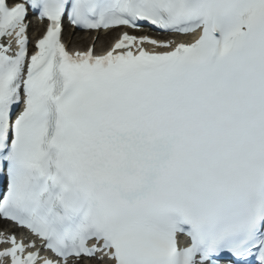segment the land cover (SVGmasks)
<instances>
[{"label": "snow or ice", "instance_id": "obj_1", "mask_svg": "<svg viewBox=\"0 0 264 264\" xmlns=\"http://www.w3.org/2000/svg\"><path fill=\"white\" fill-rule=\"evenodd\" d=\"M0 222V264H264V0H0Z\"/></svg>", "mask_w": 264, "mask_h": 264}, {"label": "bare ground", "instance_id": "obj_2", "mask_svg": "<svg viewBox=\"0 0 264 264\" xmlns=\"http://www.w3.org/2000/svg\"><path fill=\"white\" fill-rule=\"evenodd\" d=\"M113 34H115V30H113L112 32L107 33V34L105 32H102L101 34H99L98 35L99 36V40L96 42V47L95 48L96 49L100 48V46L106 40V38L111 36V35H113ZM79 36H80V40L79 41L81 42V46H85L88 43V41L90 40V37H91V35H89L87 33H82V32L79 33ZM67 37H68V35H66V38ZM77 42L78 41L75 38H71V40L68 41V43L72 47L77 46L76 45Z\"/></svg>", "mask_w": 264, "mask_h": 264}]
</instances>
